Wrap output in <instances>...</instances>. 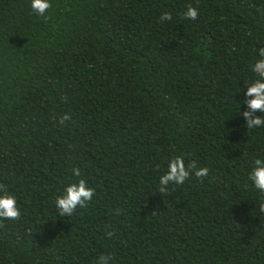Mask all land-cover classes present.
<instances>
[{
    "label": "trees",
    "instance_id": "trees-1",
    "mask_svg": "<svg viewBox=\"0 0 264 264\" xmlns=\"http://www.w3.org/2000/svg\"><path fill=\"white\" fill-rule=\"evenodd\" d=\"M50 3L45 19L0 0V184L21 209L0 221V264H264L249 180L264 127L242 116L264 0ZM177 155L209 175L162 196ZM80 179L93 200L61 217L56 198Z\"/></svg>",
    "mask_w": 264,
    "mask_h": 264
},
{
    "label": "clouds",
    "instance_id": "clouds-1",
    "mask_svg": "<svg viewBox=\"0 0 264 264\" xmlns=\"http://www.w3.org/2000/svg\"><path fill=\"white\" fill-rule=\"evenodd\" d=\"M52 7L50 0H31V8L37 16L47 19L46 13ZM183 19L195 21L199 17V12L191 5L186 7V11L181 13ZM171 13L165 12L160 16V22L171 21ZM260 59L253 65V72L257 79L246 87L245 99L243 104L247 106V111L242 112L248 130L264 127V115L257 116V113H264V47L259 49ZM70 113H65L60 117L59 123L64 125L71 121ZM255 167L249 175L254 188L264 197V160L254 159ZM76 177L81 173L78 168L72 169ZM194 175L198 180L208 177L209 169L197 166L195 161H190L187 166L184 157L175 156L168 163V171L159 179L158 192L163 196L168 192L169 185H183L190 176ZM95 189L89 188L84 179L78 183L67 186L64 194L56 198L55 207L61 217H71L78 208L84 209L92 202ZM259 211L264 212V202L259 206ZM21 218V209L17 206L14 195L8 193L4 184H0V221H17ZM111 226H109L110 228ZM108 238H112L114 233L106 231ZM114 259L111 255H102L97 264H110Z\"/></svg>",
    "mask_w": 264,
    "mask_h": 264
}]
</instances>
